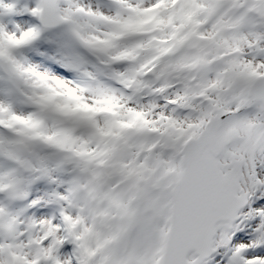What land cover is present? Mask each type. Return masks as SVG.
I'll return each mask as SVG.
<instances>
[{
  "label": "snow or ice",
  "instance_id": "1",
  "mask_svg": "<svg viewBox=\"0 0 264 264\" xmlns=\"http://www.w3.org/2000/svg\"><path fill=\"white\" fill-rule=\"evenodd\" d=\"M0 264H264V0H0Z\"/></svg>",
  "mask_w": 264,
  "mask_h": 264
}]
</instances>
